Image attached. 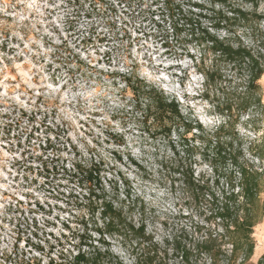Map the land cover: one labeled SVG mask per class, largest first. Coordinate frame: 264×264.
<instances>
[{
    "label": "rangeland",
    "instance_id": "374dc122",
    "mask_svg": "<svg viewBox=\"0 0 264 264\" xmlns=\"http://www.w3.org/2000/svg\"><path fill=\"white\" fill-rule=\"evenodd\" d=\"M91 1L0 0V264H70L79 247L98 237L100 216L83 206L69 172L76 163L95 161L102 162L104 184L118 182L121 200L127 188L122 180L128 183L134 203L129 221L146 226L168 264H184L177 245L209 241L221 226L176 168L192 165L199 178L210 174L209 167L195 132L159 135L152 120L140 118L126 82L174 96L206 134L223 118L202 98L197 49L184 33L172 36L162 9L152 16L156 0H122L121 7L116 0ZM188 2L203 5L207 18L199 24L211 33L221 18L235 21V11L253 8L251 0L177 4L189 11ZM257 13L264 15V1ZM221 25L220 36L231 31L243 37L251 30L239 22ZM254 28L264 38V22ZM260 85L264 103V76ZM232 124L235 143L263 173L264 201V112ZM252 239L247 264H257L264 253V214ZM106 241L130 263L121 239ZM231 249L226 247L228 256ZM200 259L209 264L205 255Z\"/></svg>",
    "mask_w": 264,
    "mask_h": 264
},
{
    "label": "trees",
    "instance_id": "16d2710c",
    "mask_svg": "<svg viewBox=\"0 0 264 264\" xmlns=\"http://www.w3.org/2000/svg\"><path fill=\"white\" fill-rule=\"evenodd\" d=\"M177 1L156 0L153 4L157 9L152 16L156 17L162 9L167 14V21L163 22L168 24L172 36L184 33L186 40L195 46L198 56L192 58H195L204 79L202 98L213 105L214 112L223 121L215 131L206 134L192 111L184 113L174 96L148 85L135 87L132 80L126 82V88L134 95L135 111L140 113L144 122L152 120L159 135L169 137L174 132L179 136L195 132L202 160L209 167L210 174L205 173L199 178L192 165H186L185 169L176 168V173L194 197L204 198L209 203L211 215L219 220L221 226L220 234L209 241L183 247L178 244L183 263L202 264L200 257L205 255L209 264H247L254 256V229L264 214V201L261 199L263 173L253 160L246 158L242 146L235 143L231 130H235L233 121L238 122L253 112L261 115L264 112L260 85L264 76V38L254 28L255 24L264 22V15L257 13L260 1L264 0H251V11H235V21L227 17L219 20L221 24L239 22L251 29L243 37L231 31L220 36L219 33L226 29L221 24L214 25L215 31L211 33L199 24L207 18L203 5L188 2L190 9L187 11ZM91 2L96 5L94 0ZM114 2L117 7L124 5L122 0ZM96 10L94 6L93 12ZM113 10L116 12L118 9L113 7ZM195 10L199 13L195 14ZM49 144L50 140H46L45 148H49ZM258 158L263 159L261 156ZM69 172L81 189L83 206L91 216L99 214L102 221L101 228L94 231L98 237L91 236L90 244L79 247L70 264H127L113 254L106 237L122 240V246L130 257L129 264H168L167 253L159 250V244L149 235L146 226L129 221L134 203L130 202L127 182L122 180V185L127 188L121 200L118 182L114 186L104 184L101 161L89 165L76 163ZM229 245L232 247L230 256L226 250ZM239 255L242 259L237 263ZM257 264H264V253Z\"/></svg>",
    "mask_w": 264,
    "mask_h": 264
},
{
    "label": "bare ground",
    "instance_id": "6f19581e",
    "mask_svg": "<svg viewBox=\"0 0 264 264\" xmlns=\"http://www.w3.org/2000/svg\"><path fill=\"white\" fill-rule=\"evenodd\" d=\"M256 252H260V248H257ZM256 254V253H255Z\"/></svg>",
    "mask_w": 264,
    "mask_h": 264
}]
</instances>
